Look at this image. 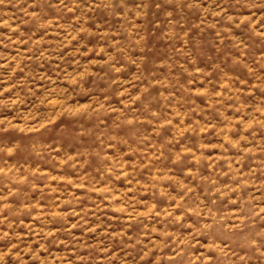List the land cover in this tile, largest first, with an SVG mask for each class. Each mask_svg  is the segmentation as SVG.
Returning a JSON list of instances; mask_svg holds the SVG:
<instances>
[{"label": "rangeland", "instance_id": "374dc122", "mask_svg": "<svg viewBox=\"0 0 264 264\" xmlns=\"http://www.w3.org/2000/svg\"><path fill=\"white\" fill-rule=\"evenodd\" d=\"M0 264H264V8L0 0Z\"/></svg>", "mask_w": 264, "mask_h": 264}, {"label": "clouds", "instance_id": "9594fccd", "mask_svg": "<svg viewBox=\"0 0 264 264\" xmlns=\"http://www.w3.org/2000/svg\"><path fill=\"white\" fill-rule=\"evenodd\" d=\"M165 3H171L172 0H164ZM186 2H190V0H186ZM244 6L250 9L254 8H264V0H243ZM7 123V122H3Z\"/></svg>", "mask_w": 264, "mask_h": 264}]
</instances>
